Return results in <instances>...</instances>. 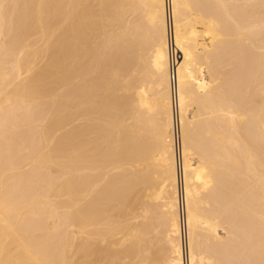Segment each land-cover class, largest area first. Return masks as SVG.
Returning a JSON list of instances; mask_svg holds the SVG:
<instances>
[{
  "label": "bare ground",
  "instance_id": "1",
  "mask_svg": "<svg viewBox=\"0 0 264 264\" xmlns=\"http://www.w3.org/2000/svg\"><path fill=\"white\" fill-rule=\"evenodd\" d=\"M0 264H264V0H0Z\"/></svg>",
  "mask_w": 264,
  "mask_h": 264
}]
</instances>
